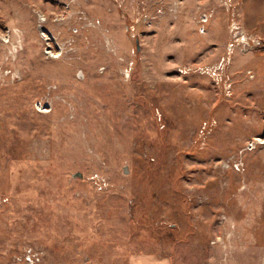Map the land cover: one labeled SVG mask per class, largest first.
Returning <instances> with one entry per match:
<instances>
[{"label": "rangeland", "instance_id": "rangeland-1", "mask_svg": "<svg viewBox=\"0 0 264 264\" xmlns=\"http://www.w3.org/2000/svg\"><path fill=\"white\" fill-rule=\"evenodd\" d=\"M263 23L0 0V264H264Z\"/></svg>", "mask_w": 264, "mask_h": 264}, {"label": "built area", "instance_id": "built-area-1", "mask_svg": "<svg viewBox=\"0 0 264 264\" xmlns=\"http://www.w3.org/2000/svg\"><path fill=\"white\" fill-rule=\"evenodd\" d=\"M261 142H263L262 139L260 137H257L250 142L249 147L255 148ZM23 257L24 260L29 264H35L41 259L39 253L35 252L32 248L27 249Z\"/></svg>", "mask_w": 264, "mask_h": 264}, {"label": "crops", "instance_id": "crops-1", "mask_svg": "<svg viewBox=\"0 0 264 264\" xmlns=\"http://www.w3.org/2000/svg\"><path fill=\"white\" fill-rule=\"evenodd\" d=\"M260 22L262 23V22H263V20H261ZM263 25H264V23H263Z\"/></svg>", "mask_w": 264, "mask_h": 264}, {"label": "water", "instance_id": "water-1", "mask_svg": "<svg viewBox=\"0 0 264 264\" xmlns=\"http://www.w3.org/2000/svg\"><path fill=\"white\" fill-rule=\"evenodd\" d=\"M79 175H80V176H82V174H81V173H79Z\"/></svg>", "mask_w": 264, "mask_h": 264}]
</instances>
